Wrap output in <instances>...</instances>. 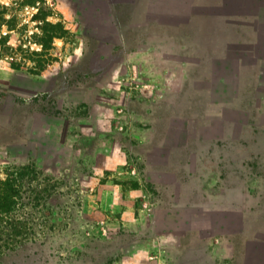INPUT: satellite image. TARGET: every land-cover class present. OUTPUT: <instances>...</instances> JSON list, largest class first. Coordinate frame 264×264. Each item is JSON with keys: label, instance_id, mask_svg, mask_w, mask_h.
I'll return each instance as SVG.
<instances>
[{"label": "rangeland", "instance_id": "rangeland-1", "mask_svg": "<svg viewBox=\"0 0 264 264\" xmlns=\"http://www.w3.org/2000/svg\"><path fill=\"white\" fill-rule=\"evenodd\" d=\"M80 4L0 3V179L16 200L0 213V264H174L190 220L162 211L190 192L158 147L176 113L199 112L179 106L180 70L149 72L161 64L126 9L93 27Z\"/></svg>", "mask_w": 264, "mask_h": 264}, {"label": "crops", "instance_id": "crops-1", "mask_svg": "<svg viewBox=\"0 0 264 264\" xmlns=\"http://www.w3.org/2000/svg\"><path fill=\"white\" fill-rule=\"evenodd\" d=\"M81 1L93 27L116 28L112 6L126 9L130 34L142 29L161 64L149 72L180 70L179 106L199 112L176 113L180 127L158 147L173 154L164 176L190 192L162 211L165 222L190 220L176 230L190 239L174 264H264V0Z\"/></svg>", "mask_w": 264, "mask_h": 264}, {"label": "trees", "instance_id": "trees-1", "mask_svg": "<svg viewBox=\"0 0 264 264\" xmlns=\"http://www.w3.org/2000/svg\"><path fill=\"white\" fill-rule=\"evenodd\" d=\"M7 182L9 181L0 179V213L11 209L13 204H15L16 202V200L13 198L15 196V193L12 192V189H1V187L3 188V185L7 184Z\"/></svg>", "mask_w": 264, "mask_h": 264}, {"label": "clouds", "instance_id": "clouds-1", "mask_svg": "<svg viewBox=\"0 0 264 264\" xmlns=\"http://www.w3.org/2000/svg\"><path fill=\"white\" fill-rule=\"evenodd\" d=\"M0 3L8 4L9 3V0H0Z\"/></svg>", "mask_w": 264, "mask_h": 264}]
</instances>
